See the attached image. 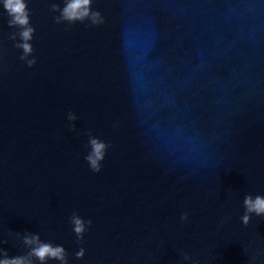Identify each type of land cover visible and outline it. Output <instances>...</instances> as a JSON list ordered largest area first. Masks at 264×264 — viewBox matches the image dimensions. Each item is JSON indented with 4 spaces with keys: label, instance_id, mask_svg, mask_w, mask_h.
<instances>
[{
    "label": "water",
    "instance_id": "1",
    "mask_svg": "<svg viewBox=\"0 0 264 264\" xmlns=\"http://www.w3.org/2000/svg\"><path fill=\"white\" fill-rule=\"evenodd\" d=\"M27 2L31 67L0 0L9 257L27 253L31 232L69 264H264V217L241 220L245 195H264V0H93L94 26ZM89 131L109 144L99 172ZM73 212L92 220L82 243Z\"/></svg>",
    "mask_w": 264,
    "mask_h": 264
},
{
    "label": "clouds",
    "instance_id": "2",
    "mask_svg": "<svg viewBox=\"0 0 264 264\" xmlns=\"http://www.w3.org/2000/svg\"><path fill=\"white\" fill-rule=\"evenodd\" d=\"M92 3L93 0H63L64 6L61 7L60 3L53 0L49 4V11L59 13V15L53 16V20L57 24L66 23L72 25L77 21L81 23L87 21L94 26L104 23V17L101 12L93 10ZM2 7L8 16V27L15 29L9 33L8 38L14 42L15 48L22 50L20 59L28 67L33 66L36 63V57L32 56L35 49L31 41L34 38L35 27L31 24V10L28 7L27 0H2ZM67 119L75 121L77 116L73 112H69ZM70 128L74 129L75 125H70ZM88 137L86 147L90 150L85 156V160L93 172H99L109 144L99 137L93 136L90 131ZM243 206L245 213L241 220L244 225L250 223L253 214L264 217V195H245ZM180 218L182 221H186L188 214L186 212L182 213ZM69 220L77 242L82 243L84 234L92 224V220L86 221L76 212L72 213ZM17 235L19 236L20 234L17 233ZM21 238L24 245L28 248L27 253L9 257L7 250L0 247V264H47L49 260L58 261L59 264H69L68 252L62 245H54L50 241H42L38 233L27 232ZM0 243L6 244L7 240ZM84 254L85 249L83 247L75 253L78 259L83 258ZM181 254L185 261L192 260V257L187 252H182ZM253 259H255L254 256ZM192 264H199V261L194 260Z\"/></svg>",
    "mask_w": 264,
    "mask_h": 264
}]
</instances>
